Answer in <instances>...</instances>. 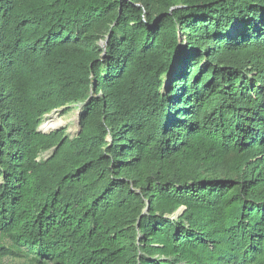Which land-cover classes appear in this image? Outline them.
<instances>
[{"label": "trees", "instance_id": "1", "mask_svg": "<svg viewBox=\"0 0 264 264\" xmlns=\"http://www.w3.org/2000/svg\"><path fill=\"white\" fill-rule=\"evenodd\" d=\"M7 258L264 264V0H0Z\"/></svg>", "mask_w": 264, "mask_h": 264}, {"label": "rangeland", "instance_id": "2", "mask_svg": "<svg viewBox=\"0 0 264 264\" xmlns=\"http://www.w3.org/2000/svg\"><path fill=\"white\" fill-rule=\"evenodd\" d=\"M80 104H69L65 108H61L56 111H52L51 113L47 114L44 118L43 121L41 122V125L39 129L41 131L46 132L42 126L49 120H55V121H60L61 126L57 127V129H63L66 131V134L74 137L75 135L78 134L80 128H79V112H80ZM63 118V119H62ZM53 130H56L53 129ZM50 130V131H53ZM48 131V132H50ZM50 154V152H45L42 156L47 157ZM7 264H25L23 259H13V258H7L4 260Z\"/></svg>", "mask_w": 264, "mask_h": 264}, {"label": "bare ground", "instance_id": "3", "mask_svg": "<svg viewBox=\"0 0 264 264\" xmlns=\"http://www.w3.org/2000/svg\"><path fill=\"white\" fill-rule=\"evenodd\" d=\"M63 119V118H62ZM56 120V119H55ZM55 120H49L47 121L43 126L42 128L48 132L50 130H53V129H57V127H60L61 126V123L60 121H55Z\"/></svg>", "mask_w": 264, "mask_h": 264}]
</instances>
